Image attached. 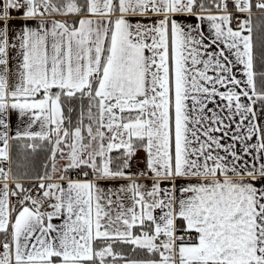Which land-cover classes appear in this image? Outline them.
<instances>
[{
    "label": "snow or ice",
    "instance_id": "snow-or-ice-1",
    "mask_svg": "<svg viewBox=\"0 0 264 264\" xmlns=\"http://www.w3.org/2000/svg\"><path fill=\"white\" fill-rule=\"evenodd\" d=\"M0 264H264V0H0Z\"/></svg>",
    "mask_w": 264,
    "mask_h": 264
}]
</instances>
